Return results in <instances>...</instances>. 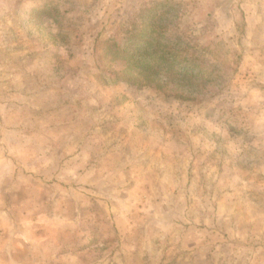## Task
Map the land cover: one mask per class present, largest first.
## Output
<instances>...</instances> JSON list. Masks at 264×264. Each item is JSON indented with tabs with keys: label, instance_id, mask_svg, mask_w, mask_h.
<instances>
[{
	"label": "rangeland",
	"instance_id": "rangeland-1",
	"mask_svg": "<svg viewBox=\"0 0 264 264\" xmlns=\"http://www.w3.org/2000/svg\"><path fill=\"white\" fill-rule=\"evenodd\" d=\"M145 25L200 93L121 78ZM5 229L0 264H264V0H0Z\"/></svg>",
	"mask_w": 264,
	"mask_h": 264
},
{
	"label": "trees",
	"instance_id": "trees-1",
	"mask_svg": "<svg viewBox=\"0 0 264 264\" xmlns=\"http://www.w3.org/2000/svg\"><path fill=\"white\" fill-rule=\"evenodd\" d=\"M154 43V30L152 26L145 25L122 35L120 43L108 48L112 56L123 62L119 72L121 78L139 87L167 79L174 86L170 93L172 98L179 101L191 98V93H200L206 87L211 75H204L202 68L193 60L182 59L177 53L157 48Z\"/></svg>",
	"mask_w": 264,
	"mask_h": 264
},
{
	"label": "crops",
	"instance_id": "crops-1",
	"mask_svg": "<svg viewBox=\"0 0 264 264\" xmlns=\"http://www.w3.org/2000/svg\"><path fill=\"white\" fill-rule=\"evenodd\" d=\"M9 214L7 213V216L6 217H3V220H2V225H6V224H8L7 222H6V220H5V218H9V216H8ZM9 225V224H8ZM5 231H6V229L4 230V231H2L1 233H0V235H3L4 237H7V235L9 236L11 233H10V231L8 232L7 231V235H5L4 233H5ZM12 236H11V239H13V236H14V234H11Z\"/></svg>",
	"mask_w": 264,
	"mask_h": 264
}]
</instances>
